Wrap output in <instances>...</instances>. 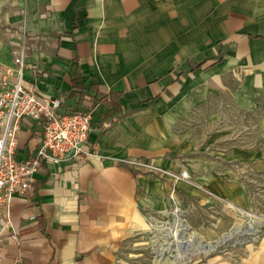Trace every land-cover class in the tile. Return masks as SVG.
Returning a JSON list of instances; mask_svg holds the SVG:
<instances>
[{"label": "crops", "instance_id": "obj_1", "mask_svg": "<svg viewBox=\"0 0 264 264\" xmlns=\"http://www.w3.org/2000/svg\"><path fill=\"white\" fill-rule=\"evenodd\" d=\"M204 41L256 64L264 57V0H0V83L21 54L25 85L60 98L63 111H91L93 147L84 161L45 164L31 196L14 199L10 220L18 240L3 241L0 264H123V247L145 224L148 183L164 174L117 160L153 154L141 141V119L159 116L152 110L171 91L177 68L191 70L190 61L206 62L194 71L217 67L208 57L188 58ZM75 82L85 96H69ZM111 92L122 93L120 107L103 121L100 100ZM39 144L40 125L22 119L15 158L28 159ZM240 264H264V234Z\"/></svg>", "mask_w": 264, "mask_h": 264}, {"label": "rangeland", "instance_id": "obj_2", "mask_svg": "<svg viewBox=\"0 0 264 264\" xmlns=\"http://www.w3.org/2000/svg\"><path fill=\"white\" fill-rule=\"evenodd\" d=\"M211 48L204 41L188 58L208 57L217 67L177 68L171 91L152 110L159 116L141 119L140 138L151 148L147 157L153 162L119 159L157 168L119 162L132 170L164 174L148 183L144 194L151 200L142 197L145 224L123 247V264H155L160 251L166 256L156 264H240L247 247L264 234V57L255 64L247 54L230 59ZM177 207L195 238L183 234L182 259L171 262L166 230L173 227ZM200 237L204 248L198 249ZM211 245L215 248L204 251Z\"/></svg>", "mask_w": 264, "mask_h": 264}, {"label": "built area", "instance_id": "obj_3", "mask_svg": "<svg viewBox=\"0 0 264 264\" xmlns=\"http://www.w3.org/2000/svg\"><path fill=\"white\" fill-rule=\"evenodd\" d=\"M14 63L16 67L6 70L0 83V248L4 240H18L10 208L16 197L31 196L36 175L45 164L59 166L67 160L77 163L93 155L89 143L91 111L61 110L60 98L40 95L34 84L25 85L21 54L14 57ZM24 118L40 125V144L31 157L19 161L15 158V140ZM117 161L157 170L135 160Z\"/></svg>", "mask_w": 264, "mask_h": 264}, {"label": "bare ground", "instance_id": "obj_4", "mask_svg": "<svg viewBox=\"0 0 264 264\" xmlns=\"http://www.w3.org/2000/svg\"><path fill=\"white\" fill-rule=\"evenodd\" d=\"M228 207H231L235 210V214L241 218V219H247V213H245L244 211H242L241 209H236L235 207H233L230 203L227 204ZM184 211H182L180 208H175L172 212V216L170 218L171 222H172V229H168L166 230V236L167 237H171L168 238L169 242L167 243L168 245L165 247L168 250H172L173 254H171L168 258L171 259V262H177L179 259H182V256L178 253V246L180 245V237L184 234V236L187 235L188 236H192V238H195L194 236V232L190 229V226L187 224V222L184 219ZM199 240V239H198ZM201 240L202 238L200 237L199 240V246L198 249L200 248H204L203 246H201ZM216 243V242H215ZM213 248H215L214 245L209 246L208 248H205L204 251H209L212 250ZM165 250V249H164ZM197 250V247H196ZM171 252V251H170ZM165 253H163L162 251L158 252L156 255V259H155V264L158 260H161L163 258H165Z\"/></svg>", "mask_w": 264, "mask_h": 264}, {"label": "trees", "instance_id": "obj_5", "mask_svg": "<svg viewBox=\"0 0 264 264\" xmlns=\"http://www.w3.org/2000/svg\"><path fill=\"white\" fill-rule=\"evenodd\" d=\"M206 64L205 61L200 63H195L194 61H190L191 70L194 71L196 69H199L203 67ZM215 62L210 64L209 66L214 65ZM208 66V67H209ZM80 78V76H78ZM88 91L90 95H94L97 93V83L93 80L87 84ZM80 94L85 96L87 93L83 90L82 85L80 83H73L72 90L69 94L70 97L73 96V94ZM122 97L121 92H111L107 96H104L100 101L103 102L106 106V111L103 116V121H106L108 119H111L117 112L118 108L120 107V98Z\"/></svg>", "mask_w": 264, "mask_h": 264}]
</instances>
